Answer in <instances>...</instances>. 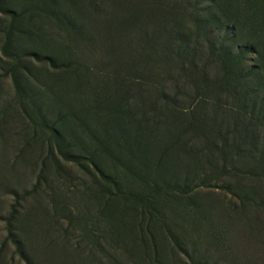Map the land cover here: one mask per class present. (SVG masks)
<instances>
[{"label":"rangeland","instance_id":"1","mask_svg":"<svg viewBox=\"0 0 264 264\" xmlns=\"http://www.w3.org/2000/svg\"><path fill=\"white\" fill-rule=\"evenodd\" d=\"M0 264H264V0H0Z\"/></svg>","mask_w":264,"mask_h":264}]
</instances>
